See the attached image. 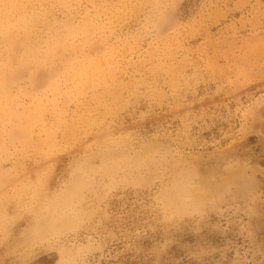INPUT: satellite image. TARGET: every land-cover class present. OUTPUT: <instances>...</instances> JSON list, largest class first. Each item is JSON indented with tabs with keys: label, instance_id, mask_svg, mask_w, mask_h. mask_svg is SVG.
I'll return each instance as SVG.
<instances>
[{
	"label": "rangeland",
	"instance_id": "rangeland-1",
	"mask_svg": "<svg viewBox=\"0 0 264 264\" xmlns=\"http://www.w3.org/2000/svg\"><path fill=\"white\" fill-rule=\"evenodd\" d=\"M0 264H264V0H0Z\"/></svg>",
	"mask_w": 264,
	"mask_h": 264
}]
</instances>
